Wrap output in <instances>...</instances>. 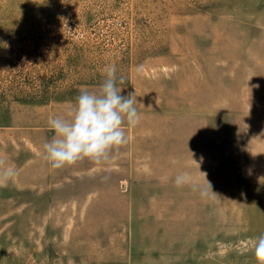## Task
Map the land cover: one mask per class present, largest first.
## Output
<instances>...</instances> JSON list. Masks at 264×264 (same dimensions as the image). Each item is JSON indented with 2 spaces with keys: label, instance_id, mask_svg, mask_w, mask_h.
<instances>
[{
  "label": "rangeland",
  "instance_id": "rangeland-1",
  "mask_svg": "<svg viewBox=\"0 0 264 264\" xmlns=\"http://www.w3.org/2000/svg\"><path fill=\"white\" fill-rule=\"evenodd\" d=\"M113 64L140 122L52 169L48 119ZM0 157V264H257L264 0H0Z\"/></svg>",
  "mask_w": 264,
  "mask_h": 264
},
{
  "label": "clouds",
  "instance_id": "clouds-1",
  "mask_svg": "<svg viewBox=\"0 0 264 264\" xmlns=\"http://www.w3.org/2000/svg\"><path fill=\"white\" fill-rule=\"evenodd\" d=\"M103 73L105 78L98 91L81 89L66 115L48 119V127L54 134L43 144L41 155L52 169L74 166L85 159L97 165L110 162L113 150L127 144V129L140 122L136 94H121L123 88L118 84L125 81L117 76L116 66H106ZM16 175L15 166L0 157V187L7 186ZM191 182L187 172L175 178L177 187ZM206 183L202 196L211 191L210 183L207 180ZM251 244L257 264H264V234L255 237Z\"/></svg>",
  "mask_w": 264,
  "mask_h": 264
}]
</instances>
